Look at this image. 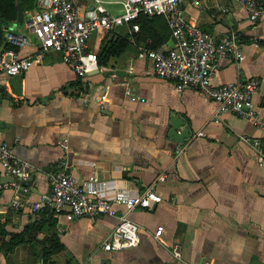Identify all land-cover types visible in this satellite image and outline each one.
I'll list each match as a JSON object with an SVG mask.
<instances>
[{
	"label": "crops",
	"instance_id": "obj_1",
	"mask_svg": "<svg viewBox=\"0 0 264 264\" xmlns=\"http://www.w3.org/2000/svg\"><path fill=\"white\" fill-rule=\"evenodd\" d=\"M92 4L79 0V11ZM180 5L191 23L215 38L239 34L243 59L219 61L211 83L257 79L253 100L264 117V16L251 21L234 0H206L198 7L182 0ZM22 11V24L15 21L6 28L5 39L19 59L33 60L37 40L26 27L31 11ZM136 22L92 34L88 51L99 54L119 38H127L128 45L104 65L91 63L85 77L52 51L19 75L0 73V140L17 159L38 168L34 187L20 195L0 166L5 240L18 233L31 238L7 257L0 254V264H44L43 258L45 264H264V165L257 163L263 133L230 113L215 123V102L195 90L179 93L156 76L147 57L151 39L137 35ZM9 33L27 42L12 45ZM162 34V45L171 46L168 25ZM174 117L184 124L178 133L189 129L181 144L169 136ZM62 162L79 181L95 172L109 193L123 190L137 197L155 184L162 201L128 213L139 227L136 247L117 251L103 246L116 217L67 222L54 215L48 174ZM39 202L43 206L33 210ZM114 209L116 215L125 212L122 206ZM159 227L161 236L155 238ZM172 245L179 247V260L170 252Z\"/></svg>",
	"mask_w": 264,
	"mask_h": 264
},
{
	"label": "built area",
	"instance_id": "obj_2",
	"mask_svg": "<svg viewBox=\"0 0 264 264\" xmlns=\"http://www.w3.org/2000/svg\"><path fill=\"white\" fill-rule=\"evenodd\" d=\"M182 0H93L92 7L79 11V0H35L34 9L28 13L27 29L36 38L38 51L34 59H19L12 49L0 55V73L16 76L40 61L48 51L60 54L61 60L82 78L89 65L96 63L95 52L88 51V41L93 33L109 34L117 28L137 21L141 16L162 17L170 30L172 45H162L149 50L147 57L152 61L154 74L170 81L177 92L195 90L216 103L213 121L219 123L224 114H233L251 121L264 135V117L258 114L253 97L259 86L257 79L246 82L230 81L219 86L211 83L216 73V64L225 59L240 62L243 59L242 40L237 32L215 38L211 33L191 23L184 15ZM206 0H189L192 6H200ZM240 4L251 21L264 16V0H234ZM106 5L120 7L118 14L107 10ZM12 45L22 46L27 42L23 36L9 33ZM254 44L257 39H252ZM86 100L84 99V102ZM247 142V139H244ZM257 163L264 165V140L258 146ZM0 166L5 174L17 177L18 184L27 181L38 168L32 163L17 159L10 146L0 140ZM162 181L163 177H159ZM48 205L56 216L67 222L79 218L94 219L102 216L116 217L118 223L103 242L108 250H123L139 244L138 225L129 219L133 209L147 210L162 198L155 184L148 186L137 197L126 191L113 190L109 193L106 181L94 172L84 181L77 180L66 169V163L48 174ZM15 183L14 187H17ZM3 184L0 183V190ZM43 206L33 205V210ZM114 206H122L125 212L116 215ZM162 228L154 232L159 238ZM171 254L181 258L177 245L170 247Z\"/></svg>",
	"mask_w": 264,
	"mask_h": 264
},
{
	"label": "trees",
	"instance_id": "obj_3",
	"mask_svg": "<svg viewBox=\"0 0 264 264\" xmlns=\"http://www.w3.org/2000/svg\"><path fill=\"white\" fill-rule=\"evenodd\" d=\"M17 4H20L24 11H32L34 9L35 0H0V50L12 49L14 46L8 45L5 39L6 28L12 27L17 17ZM161 17H145L141 16L136 23L139 25L137 35H144L151 39L150 50L156 49L165 41L162 29L167 25ZM128 45L127 38H119L113 43H107L101 53H96L98 65H104L108 57L116 56L123 53ZM39 228V226H38ZM35 231V230H33ZM8 235L3 224L0 223V254L7 257L14 248L24 242H30L31 238L24 233L10 234L9 239L5 240ZM45 264V258H43Z\"/></svg>",
	"mask_w": 264,
	"mask_h": 264
},
{
	"label": "water",
	"instance_id": "obj_4",
	"mask_svg": "<svg viewBox=\"0 0 264 264\" xmlns=\"http://www.w3.org/2000/svg\"><path fill=\"white\" fill-rule=\"evenodd\" d=\"M25 17L23 16L22 7L20 4H17V23L22 24ZM171 128L169 131V136L175 140L177 143L181 144L186 138H189V129L187 126L184 127L182 132L178 133L177 131L181 126H184L183 122H181L178 118H173L170 121ZM34 181H35V175H32L31 178L27 181H22L18 184L17 177H10V184L15 185L17 183V187H14L18 194L24 195L25 192L28 191V189H31L34 187ZM1 183V182H0Z\"/></svg>",
	"mask_w": 264,
	"mask_h": 264
},
{
	"label": "rangeland",
	"instance_id": "obj_5",
	"mask_svg": "<svg viewBox=\"0 0 264 264\" xmlns=\"http://www.w3.org/2000/svg\"><path fill=\"white\" fill-rule=\"evenodd\" d=\"M106 1H111V0H106ZM106 6H107V8H108L109 10H111L112 12H114V13H116V14L119 13V9H120L119 6H110V5H106Z\"/></svg>",
	"mask_w": 264,
	"mask_h": 264
}]
</instances>
